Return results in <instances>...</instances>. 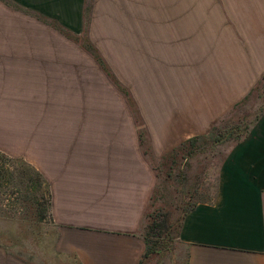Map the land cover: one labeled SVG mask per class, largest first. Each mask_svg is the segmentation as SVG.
Here are the masks:
<instances>
[{"label": "crops", "instance_id": "1", "mask_svg": "<svg viewBox=\"0 0 264 264\" xmlns=\"http://www.w3.org/2000/svg\"><path fill=\"white\" fill-rule=\"evenodd\" d=\"M263 79L264 0H0V151L41 175L52 229L0 236V264H264V106L180 250L145 260L142 231L155 160Z\"/></svg>", "mask_w": 264, "mask_h": 264}, {"label": "rangeland", "instance_id": "2", "mask_svg": "<svg viewBox=\"0 0 264 264\" xmlns=\"http://www.w3.org/2000/svg\"><path fill=\"white\" fill-rule=\"evenodd\" d=\"M263 106L264 79L244 104L220 120L210 134L197 139L196 147L188 145L185 150L166 160H155L157 184L149 211L160 214V221L168 216L173 222L188 204L210 199L216 190L218 168L222 160L230 147L246 136L248 129L263 112ZM238 127L240 131L229 139V132ZM217 139L227 141L216 145L214 143ZM32 168L25 161L9 157L0 151V236L31 237L34 244L36 237H50L52 229L50 213L44 221H37L35 218L37 207L44 208L48 205V196L42 179L25 174ZM181 174H186L188 184L181 183ZM22 177L24 184H21ZM148 222L146 218L143 233ZM35 247L33 245L32 248ZM46 247L48 243L44 240V246L39 248ZM179 248L177 239L172 251H179Z\"/></svg>", "mask_w": 264, "mask_h": 264}, {"label": "trees", "instance_id": "3", "mask_svg": "<svg viewBox=\"0 0 264 264\" xmlns=\"http://www.w3.org/2000/svg\"><path fill=\"white\" fill-rule=\"evenodd\" d=\"M196 139L190 141L191 144L196 142ZM219 141V140H218ZM25 174H30L31 176H35L39 179H42L41 175L35 169H28ZM22 176V175H21ZM20 176V177H21ZM24 176V175H23ZM32 181V179H30ZM43 180V179H42ZM44 181V180H43ZM21 184H24V180L22 177ZM46 187L47 184L45 183ZM47 206L42 208L37 207L35 218L37 221H44L49 213V190L47 187ZM44 198V195L42 196ZM154 201V196L152 203ZM151 203V206H152ZM192 204H188V207H185L182 214L176 221H171L168 216L164 221H160V214H154L153 212H148L146 218L148 219L147 226L145 228V233H143L145 244H146V252H145V260L150 258L152 255H163L172 251L174 247L175 241L179 237V230L182 224L183 219L190 211Z\"/></svg>", "mask_w": 264, "mask_h": 264}]
</instances>
